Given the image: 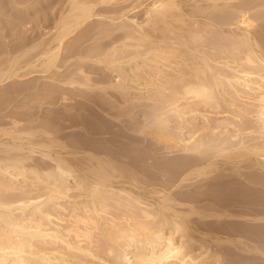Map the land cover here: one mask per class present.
Instances as JSON below:
<instances>
[{"label": "bare ground", "instance_id": "obj_1", "mask_svg": "<svg viewBox=\"0 0 264 264\" xmlns=\"http://www.w3.org/2000/svg\"><path fill=\"white\" fill-rule=\"evenodd\" d=\"M55 6L0 28L47 103L1 113L0 264H264V0Z\"/></svg>", "mask_w": 264, "mask_h": 264}, {"label": "rangeland", "instance_id": "obj_2", "mask_svg": "<svg viewBox=\"0 0 264 264\" xmlns=\"http://www.w3.org/2000/svg\"><path fill=\"white\" fill-rule=\"evenodd\" d=\"M1 1H2V2H0V5H1L2 3H4V4H2V5L0 6V12H2V11H1V10H2V7H4V8H3V12H2L1 15H0V19L2 18V20H0V21H1V23H0V28H1V29L3 28L2 25L4 26V28H5L6 25H8V26L5 28V29H6V32H5V29H3V30H4L3 32H4V33H9V32H11V29H12V27H13L12 24H14V27H13V28H15V30L17 29L16 31H21L23 28H26V29L28 30V28H30V26H31V27H32L31 30L29 29V32H30V33L28 32V35H30V34H31V31H32L33 28H36L37 30H36V29H33L34 32H32V33H35L36 31L38 32V28H39V18H42L44 15H46L47 13L49 14L50 11L54 10V9L56 8L55 5H56V1H57V0H55V1H54V0H52V1H51V0H46V1L44 2L45 5H44V4H42V5H40V4H38V5H34L33 7L30 8L31 10L33 9V10H32L33 13H32V11H30V9H28V10L26 11L23 7H20V5H18V4H15L16 6L13 5L12 2H11V0H10V1H9V0H1ZM19 1L21 2V4H24V5H22V6H26V5H29V4L31 3V1H34V0H30V1H27V0H25V1H23V0H19ZM53 1H54L55 3H54ZM10 2H11V4H10ZM8 3H9V4H8ZM27 3H28V4H27ZM46 3H47V4H46ZM53 3H54L55 5H52ZM6 4H7L8 6H5ZM9 5H11V6H10L11 8L9 7ZM13 6H14V7H13ZM35 6H37V7H39V8L37 9V7L35 8ZM44 6H45V7H44ZM52 6H53V7H52ZM5 7H6L7 9H6ZM16 7H18V8H16ZM40 7H41V8H40ZM48 7H49V8H48ZM8 8H9V9H8ZM21 8H23V10H24L25 12H24ZM34 8H35V9H34ZM45 8H46V9H45ZM50 9H51V10H50ZM7 10H8V11H7ZM35 10H36V12H35ZM45 11H46V12H45ZM48 11H49V12H48ZM10 12H11V13H10ZM23 12H24L25 15L23 14ZM30 12H31V13H30ZM20 13H21V14H20ZM26 13H27V14H26ZM2 14H3V15H2ZM4 14H5V15H4ZM6 14H7V15H6ZM19 14H20V15H19ZM8 15H9V16H8ZM15 15H16V16H15ZM26 15H27V16H26ZM40 15H41V16H40ZM1 16H2V17H1ZM3 16H5V17H3ZM7 16H8V17H7ZM18 16H19V17H18ZM28 16H29V17H28ZM37 16H38V17H37ZM16 17H17V18H16ZM6 18H7V20H9L10 22L7 21ZM27 18H28V19H27ZM35 19H36V20H35ZM31 20H32L33 22H31ZM2 21H3V22H2ZM6 22H7V23H6ZM3 23H4V24H3ZM5 23H6V25H5ZM10 23H11V25H9ZM26 24H27V25H26ZM37 24H38V25H37ZM11 26H12V27H11ZM35 26H36V27H35ZM10 27H11V28H10ZM18 28H19V29H18ZM7 29L10 30V31H8ZM26 29H25V30H26ZM23 30H24V29H23ZM35 30H36V31H35ZM0 32H2V31L0 30ZM4 33H0V34H4ZM9 34L11 35L12 33H9ZM9 34H5V35L8 36ZM10 35H9V37L11 38L12 35H11V36H10ZM32 35H33V34H32ZM34 35H35V34H34ZM9 37H7V40L5 39V40L7 41V43H6V44H7V48H9V47L12 48V47L15 46V45L17 46L18 43L16 44V41L14 40V41H15V45H13V43H12L13 40H12V38L10 39ZM9 42L12 43V45H13L12 47H11V43H10V45L8 44ZM8 45H9V46H8ZM12 49H13V48H12ZM12 49H11V50H12ZM29 76H30V77H29ZM31 76H32L33 78L38 77V78H36V81H35V79H32L33 82H31V84H33V86H34V81H35V83H38L39 81H42V80H41L42 78L40 77V78H41V79H40V78H39V75H37V74H35V75H34V74H30V75H27V76L23 77L24 79H23V78H22V79H19V81H20V84H19V85H21V86H23L24 84L26 85V83H27L28 81H29V83H30V80H31V79H29V78H32ZM25 78H26V79H25ZM23 80H24V82H23ZM27 80H28V81H27ZM32 80H31V81H32ZM14 81H17V82H18V80H14ZM14 81H13L12 84L10 83L11 86L14 85V87H13V86H12V87H8L9 84H7L6 87L4 86V87L6 88V91H5V88H4L3 91H4L5 93L2 91V92H3V95H1L2 92L0 91V93H1L0 95H1V100H2V101H4L5 103H7V99H8V98L10 99V100L8 99L9 101H8V103H7V104H9V105H7V104L4 105V104H5L4 102H3V105H2V103H0V105H1V106H0V111H2L1 108H2L3 106L6 108V109H5V108L3 107L5 110H3L2 112H0V117L3 116L1 113H4V112H5L4 114L6 115V113H8L10 110H11V112H13L12 109H14V107H12V105H13L14 103H17L16 100L18 101L19 96H20V95H23V94H24L23 96H25L24 100L26 99V100L24 101V102H25V106L23 105L24 107H26V103H27L28 105H30L29 103L32 102V101H31L32 99H30V98H34V99L36 98L35 100H36L37 103L33 104V107H34V106H37L36 108H38L39 105H36V104H38L39 102L42 103V104L44 105V107L47 106V103L44 102V101L42 102V100H41L42 95H41L40 98H38L37 96H39V95H38L39 93H38V92H37L36 94L33 93L34 89L31 90V88H33L32 85H31V87H30L29 84L27 83L30 89H27L28 87H26V86H25V89H24V88H23L24 86H23L22 88H23L24 90H23L22 93H20L22 89H21L20 86H19L20 88L17 86L18 84H17V85L14 84ZM21 81H22L24 84H23ZM17 82H16V83H17ZM22 84H23V85H22ZM15 85H16V87H15ZM9 86H10V85H9ZM1 88H3V87H1ZM8 88H9V89L11 88L10 90H12V89L14 88V89H13V90H14L13 92H15V93L18 92V93H20V94H19V95H16L15 98H14V96H11V94H14V95H15V93H13L12 91H10V92H9L10 95H8V93H7V89H8ZM15 88H17L18 91H17ZM20 89H21V90H20ZM15 90H16V91H15ZM28 90H29V91H28ZM11 92H12V93H11ZM28 92H29L30 95L35 94V95H34L35 97L30 96V95L28 94ZM35 92H36V91H35ZM6 93H7V94H6ZM16 94H17V93H16ZM5 95H7L8 97L5 98V99H2V97H6ZM36 95H37V96H36ZM23 96H22V97H23ZM27 96H28V99H29V100L27 99ZM29 96H30V97H29ZM12 98H14L13 101H12ZM38 99H39L40 101H39ZM5 100H6V101H5ZM20 100H21V97H20L19 101H20ZM35 100H34V101H35ZM44 100L47 101V99H44ZM2 101H1V102H2ZM19 101H18V102H19ZM29 101H30V102H29ZM34 101H33V102H34ZM38 101H39V102H38ZM9 102H12L13 104H12V103H9ZM45 103H46V104H45ZM11 104H12V105H11ZM18 104H20L19 106L22 105L20 102H19ZM18 104H16V105L18 106ZM23 104H24V103H23ZM42 104H41V107L44 108ZM7 106H8V107H7ZM14 106H15V104H14ZM17 106H15V107H17ZM30 106H31V105H30ZM30 106H29V107H30ZM10 107H11L12 109H11ZM3 108H2V109H3ZM8 108H9V109H8ZM31 108H32V107H31ZM34 108H35V107H34ZM32 110H35V109H32ZM7 111H8V112H7ZM35 111H36V112L39 111V108L36 109ZM11 112H9L6 116H8V115L11 116V115H10ZM5 115H4V116H5ZM12 115H13V114H12ZM0 120H2V119H0ZM5 120H6V119H5ZM5 120H3V121H5ZM6 122H7V121H6ZM0 123H2V121H1ZM3 123H4V122H3ZM227 179H229V178H227ZM230 179H231L232 181H234V180H235V177H230ZM230 179L227 180V182H228L229 184H230V183L232 184V182H229ZM233 179H234V180H233ZM235 181H237V180H235ZM224 182H226V180H224ZM224 182H223V184H225L227 187H226L225 185H222L223 187L225 186V188L222 189L223 187H220V188H219L220 190H224V191H225L226 188L228 189V188H230L231 186H232L231 188L234 189L233 187H236V185H237V184L235 185V183H237V182H235V183L233 182V183H234L233 185H235V186H233V185L229 186V185H227V183H224ZM228 186H229V187H228ZM257 188H258V187H256V188L253 187V190L255 189V191H256V192H255L256 195H255V194H253V195H254L255 197H257V196L260 197V196H261L260 193H259V195H257V192L264 191V190H260V189L258 188L260 191H257V190H256ZM219 189H216V191H217V190L220 191ZM226 191H227V190H226ZM229 191H230V190H229ZM222 193H223V192H222ZM225 193H226V192H225ZM263 193H264V192H263ZM219 194H220V192H219ZM229 194H230V193H228V192H227L226 194L223 193L222 195H219V197L222 196V198H221V197H220V198H221V199H224V197H225L226 195H227V197H228ZM261 194H262V192H261ZM234 195H235V194H234ZM251 195H252V193H251ZM251 195H248V196H249V200L251 199V200L253 201L255 197H254V196H251ZM230 196H231V197H230ZM230 196H229V197H230V198H233V199H230L229 197H228V198H229L230 200H233V202H232L233 204L236 203V202H234L235 199L237 200V202H239L240 200L242 201V200H244V198H245V196H243V198L241 197V199H239V198H240L239 195H236V197H235V196L233 197L232 194H230ZM237 196H238V197H237ZM246 196H247V195H246ZM250 196H251V198H250ZM262 196L264 197L263 194H262ZM262 196H261V197H262ZM227 197H225V198H227ZM252 197H253V198H252ZM259 197L257 198V199H258L257 201H259V202H260V201H263V202H264L263 197H262V198L260 197V198L263 199V200H259V199H260ZM228 198H227V201H226V200H223V202H225V201L228 202ZM234 198H235V199H234ZM237 198L239 199V201H238ZM247 198H248V197H247ZM255 199H256V198H255ZM246 200H247V199H245V201H246ZM249 200H248V202H250ZM252 201H251V202H252ZM254 201L256 202V200H254ZM226 202H225V203H226ZM230 202H231V201H230ZM242 202H244V201H242ZM246 202H247V201H246ZM221 203H222V202H221ZM222 204H223V203H222ZM227 204H228V203H227ZM230 204H231V203H229V205H230ZM242 204H243V203H242ZM253 205H254V204H253ZM251 207H253V206H251ZM209 225H210V224H209ZM209 225H208L207 227H209ZM212 225H214V223H213ZM212 225H211V226H212ZM205 227H206V226H205ZM253 256H254V258L251 257V258H250L251 260H247V261H251V262H252V259H253L254 262H252V264H257V263H259V262H256V261H259V260H260V258H259L260 256H259V255H256L257 259H259V260L255 259V258H256L255 255H253ZM248 258H249V257H248ZM247 261H246V262H247ZM251 262H249V263H251ZM255 262H256V263H255ZM260 262H261V261H260ZM249 263H245V262H244V264H249Z\"/></svg>", "mask_w": 264, "mask_h": 264}]
</instances>
